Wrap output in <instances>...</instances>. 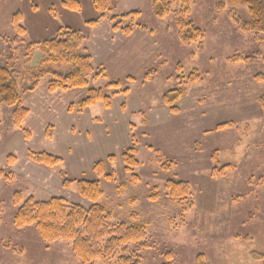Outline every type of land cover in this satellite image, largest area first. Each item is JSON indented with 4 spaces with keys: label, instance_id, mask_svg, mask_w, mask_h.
Instances as JSON below:
<instances>
[{
    "label": "rangeland",
    "instance_id": "rangeland-1",
    "mask_svg": "<svg viewBox=\"0 0 264 264\" xmlns=\"http://www.w3.org/2000/svg\"><path fill=\"white\" fill-rule=\"evenodd\" d=\"M79 1L81 10L71 11L61 0H0V64L12 52L8 40L15 36L13 13H23L27 28L24 42L16 44V68L22 70L24 43L49 39L65 25L79 29L82 23L80 29L89 33L85 22L98 13L92 0ZM215 2L190 0L187 13L178 7V14L161 19L153 12V0L112 1L114 10L105 19L139 10L136 23L147 30L135 27L126 35L123 27L130 20L114 28L129 37L101 65L108 76L90 85L104 88L120 81L128 92L117 93L110 108L97 103L84 111L82 131L73 128L71 135L65 125H58L54 144L63 161L56 167L39 165L57 170L59 192L39 188L6 167L13 179L0 192V264H83L70 241L46 242L34 226L18 228L14 221L17 191L22 201L58 196L85 207L91 204L79 195L76 183L69 189L63 186L60 171L70 179L98 180L103 190L99 202L112 212L113 221L146 225L149 247L139 253L144 264H197L202 254L203 264H264V32L237 28L229 12L235 10L246 20V7L219 12ZM178 19L203 29L202 39L182 42ZM151 70L155 73L146 79ZM47 82L45 76L41 83ZM176 89L185 93L170 107L162 98L171 93L172 100ZM11 112L5 106L0 111V153L20 160L22 146L7 143L12 133L15 140L23 135L9 123ZM132 146L140 165L129 171L122 153ZM30 148L48 149L41 142ZM99 161L113 181L93 171ZM170 180L189 184V210L170 195Z\"/></svg>",
    "mask_w": 264,
    "mask_h": 264
},
{
    "label": "trees",
    "instance_id": "trees-1",
    "mask_svg": "<svg viewBox=\"0 0 264 264\" xmlns=\"http://www.w3.org/2000/svg\"><path fill=\"white\" fill-rule=\"evenodd\" d=\"M112 1L114 0H92L98 15L87 20L86 25L96 27L108 17L107 15L114 10ZM61 2L71 11L81 10L79 0H61ZM188 5L190 0H153L152 8L154 14L163 19L171 14H178V7L182 12L187 13ZM35 6L34 4L33 7ZM236 6L246 7L249 13V18L245 20L235 10L229 12L239 30L256 34L264 32V0H216L215 2L219 12ZM52 10L55 11L54 8ZM140 14L139 10H133L124 14H112L109 18L114 23V28H120L123 21L130 20V24L123 27V32L130 35L135 27L143 31L147 30L145 25L136 23ZM11 24L15 31L14 38L8 40L12 52L8 54L9 56L4 54L6 63L0 64V111L3 106L12 109L11 122L14 126L21 128L23 120L29 113L28 108L23 104V93L34 91L45 76L48 77L47 88L51 92L86 88L85 96L72 103L69 106L70 111L82 112L98 102L110 108L117 93L128 92V88L122 87L120 81H110L104 88L90 85L93 79L108 75L104 67H94L92 57L84 47L87 37L81 29L74 27L60 26L55 36L49 39L24 43L25 65L22 70L16 68L19 60L17 55L19 48L16 44L24 42L21 38L27 33L21 11L12 14ZM177 28L180 40L187 44L198 41L204 36L203 29L184 19L177 20ZM6 44L5 42V46ZM31 61H36V64H31ZM154 73L155 70L149 71L145 78L150 79ZM179 78L183 79V76ZM177 91L172 100L169 99L171 93L164 94L163 102L171 107L185 93L184 89ZM262 99L263 97L260 101H264ZM171 110L175 112L176 108L172 107ZM222 126L224 125H218V127ZM45 135L47 138L51 136L50 128L46 130ZM25 136L29 135L25 132ZM136 154L137 149L134 146L122 153V160L129 171L140 165ZM27 157L32 162L49 167H56L63 161L62 156L47 151L29 150ZM15 160L12 154L8 156L9 167L15 163ZM105 167L104 161H99L94 165L93 171L113 181L114 178L106 172ZM60 174L65 188L69 189L73 183H76L79 195L89 200L91 204L85 207L70 203L58 196L46 201H37L32 197L22 201L24 199L22 193L17 191L13 194V204L18 207L15 225L18 228L34 226L42 239L49 243L59 239L70 241L74 254L83 264H93L96 261L101 264H144L139 253L149 247L146 225L113 221L112 212L99 202L103 197V190L98 180L70 179L64 171H60ZM0 177L10 183L13 172L0 168ZM166 187L173 199L182 201L184 210L192 207L193 201L189 198L191 193L187 182L170 180ZM188 198L191 202H188ZM2 214L3 201L0 200V222ZM131 246L133 249L130 248ZM197 260V264H203L204 255H200Z\"/></svg>",
    "mask_w": 264,
    "mask_h": 264
},
{
    "label": "crops",
    "instance_id": "crops-1",
    "mask_svg": "<svg viewBox=\"0 0 264 264\" xmlns=\"http://www.w3.org/2000/svg\"><path fill=\"white\" fill-rule=\"evenodd\" d=\"M67 13L68 12L64 15H68ZM65 26L72 27L70 25ZM81 26H83L82 23L79 29L83 28ZM81 30L87 36L85 48L92 57V64L94 67L101 66L109 57L117 53L121 42L125 41L126 37L131 35H121V31L114 29V23L108 19H104L96 27H90L89 33L88 31L85 32L83 29ZM85 93L86 89L57 90L51 92L48 90L47 84L40 83L34 91L27 92V95L25 97L23 96V104L29 110L20 128L23 131V135L21 137L17 136L15 140L14 134L12 133L7 141L8 146H12L13 143L22 146L19 151V156L22 159L19 160L15 157L17 161L10 167L14 172L22 178H27L39 188H45L51 192V188H54L59 192L61 180L57 170L32 163L27 157V152L31 150L30 147L34 142H41L48 148L41 150L62 156V153L58 154L55 151L54 141L58 139L55 130L58 128V125H65L68 134L72 135L73 128H79V130L82 131V115L84 111H88L92 106L84 109L82 112L70 111L69 106L84 97ZM9 123H11V121H9ZM48 128L51 129V137L49 138L45 135ZM25 132L29 135L28 137L25 136ZM1 140L2 136L0 134V143ZM62 149L65 150L64 147ZM7 154L6 151L0 153V168L7 169L6 167L9 166V155ZM33 179L42 183H38L34 180L38 183L36 184L33 182ZM6 184L7 182L4 178L0 177V192L5 188Z\"/></svg>",
    "mask_w": 264,
    "mask_h": 264
}]
</instances>
